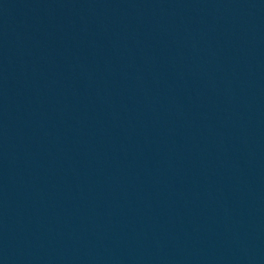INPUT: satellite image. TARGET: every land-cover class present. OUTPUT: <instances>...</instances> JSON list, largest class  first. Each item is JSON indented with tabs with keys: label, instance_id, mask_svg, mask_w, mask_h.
<instances>
[{
	"label": "water",
	"instance_id": "95a60500",
	"mask_svg": "<svg viewBox=\"0 0 264 264\" xmlns=\"http://www.w3.org/2000/svg\"><path fill=\"white\" fill-rule=\"evenodd\" d=\"M0 264H264V87L0 29Z\"/></svg>",
	"mask_w": 264,
	"mask_h": 264
}]
</instances>
